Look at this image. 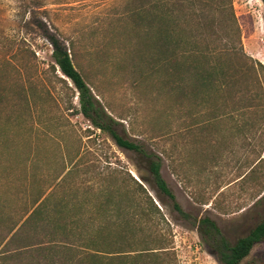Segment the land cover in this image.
<instances>
[{"label":"rangeland","instance_id":"374dc122","mask_svg":"<svg viewBox=\"0 0 264 264\" xmlns=\"http://www.w3.org/2000/svg\"><path fill=\"white\" fill-rule=\"evenodd\" d=\"M263 10L260 0H0V264H59V207L100 218L111 173L147 176L141 157L79 113L48 36L68 49L118 132L162 158L161 175L191 220L209 217L230 245L246 236L264 218V98L182 96L171 71L155 66L163 50L153 43L212 37L201 17L215 12L216 33L234 39L238 28L246 56L264 66ZM240 106L248 109L233 111ZM43 194L47 221L20 235L45 245L15 253L4 245L9 232ZM155 204L168 223L157 227L167 233L165 264H219L191 220ZM239 264H264V240Z\"/></svg>","mask_w":264,"mask_h":264},{"label":"trees","instance_id":"16d2710c","mask_svg":"<svg viewBox=\"0 0 264 264\" xmlns=\"http://www.w3.org/2000/svg\"><path fill=\"white\" fill-rule=\"evenodd\" d=\"M260 1L264 7V0ZM213 11H220L219 5ZM215 16L214 12L201 17L204 28L215 31H212L210 38L172 40L165 34L159 41L157 39L155 43L152 42L163 50L155 66H166V70L171 71L169 75L176 80L173 83L177 84V91L182 96L185 92L188 97L199 99L220 95L264 98V66L246 56L238 28L234 39L222 27L223 33H216ZM262 22L264 28V10ZM47 40L52 47V67L57 68L78 93L79 113L94 129L111 138L117 147L141 157L147 172V176L140 177V183L129 174L125 178L111 173V177L105 179L109 183L106 187L109 192L108 201L101 211H96V214L100 213V218H96L94 211L87 212V217L79 212L68 215L59 207V264H165L163 256L170 254L167 238L164 237L167 233L159 232L157 227L159 220L166 225L168 223L155 201L170 206L184 220H191V217L183 211L161 175L162 158L118 132L119 123L106 113L81 74L74 68L68 49L54 36H48ZM211 41L219 46L210 49ZM150 43L149 40L147 45ZM171 46L175 49L170 50ZM202 109L201 105L196 112ZM244 109L248 108L240 106L233 111ZM145 186L155 194V198ZM118 192L123 194L119 200L118 196H114ZM46 200L44 194L34 200L22 219L14 224L9 234L14 232L4 245L17 246L13 248L15 253L45 245V239L37 236L34 241L27 238L29 242H24L20 234L26 228L31 229L36 224L43 223ZM191 223L196 226L203 239L211 241L219 264H239L256 244L264 240V218L233 245L220 236L216 223L209 217L194 218Z\"/></svg>","mask_w":264,"mask_h":264},{"label":"water","instance_id":"95a60500","mask_svg":"<svg viewBox=\"0 0 264 264\" xmlns=\"http://www.w3.org/2000/svg\"><path fill=\"white\" fill-rule=\"evenodd\" d=\"M139 182V180H137ZM140 183V182H139Z\"/></svg>","mask_w":264,"mask_h":264}]
</instances>
